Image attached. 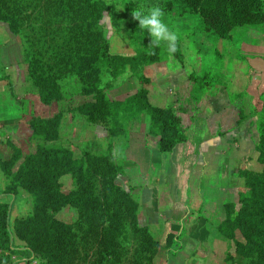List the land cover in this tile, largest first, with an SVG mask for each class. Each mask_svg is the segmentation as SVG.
I'll use <instances>...</instances> for the list:
<instances>
[{
    "label": "trees",
    "instance_id": "1",
    "mask_svg": "<svg viewBox=\"0 0 264 264\" xmlns=\"http://www.w3.org/2000/svg\"><path fill=\"white\" fill-rule=\"evenodd\" d=\"M159 6L164 14L197 17L199 29L207 35L232 40L248 30L264 27V0H0V22L18 35L28 78L42 104L63 99L60 83L75 76L82 102L66 109L78 113L85 122L103 128L108 138L119 135L123 150L128 146L129 128L149 119V132L158 138L159 152L171 153L188 141V126L178 112L187 114L191 123L199 111L185 103L177 109H160L148 100L149 80L145 67L179 63L183 56L177 42L170 52L166 43L150 46L147 29H140L132 12H145ZM106 19L117 36H126L133 55L110 52V40L100 21ZM124 74L135 77L139 89L123 100H111L106 92ZM192 103L202 94L217 92L224 85L218 74L205 72L188 75ZM242 94L234 95L233 107L244 119ZM264 97H259L251 116L254 122V150L262 166L260 173L241 171L245 187L239 190V209L227 212L217 229L234 241L236 251L246 264H264ZM262 105V106H261ZM62 112L52 117H31L26 126L31 137L43 142L59 137ZM9 158L0 168L13 184L31 195L30 215L10 224V204L0 200V264H150L158 242L146 226L138 223L139 203L116 182L123 170L112 155L83 150L75 157L69 148L36 144L22 154L11 144ZM18 163L16 169L12 168ZM64 177H69L65 181ZM4 192V191H3ZM0 192V197L5 194ZM70 207L74 220L66 222L60 211ZM234 208V204L226 206ZM239 230L243 241H237ZM181 231L174 239L175 253ZM18 241L20 244H17ZM173 250V251H172ZM23 254L11 260L9 254ZM27 254V255H26Z\"/></svg>",
    "mask_w": 264,
    "mask_h": 264
},
{
    "label": "crops",
    "instance_id": "2",
    "mask_svg": "<svg viewBox=\"0 0 264 264\" xmlns=\"http://www.w3.org/2000/svg\"><path fill=\"white\" fill-rule=\"evenodd\" d=\"M162 19L178 35L185 64L180 67L174 59H170L165 64L145 68L151 85V103L158 105L163 97L169 98L166 93L168 88L173 90L175 98L182 97L186 93L191 71L197 75L205 72L218 74L224 85L217 92L206 93L199 105V115L191 123L188 120L185 123L182 118L183 125L188 126V141L177 145L171 153L161 154L158 139L146 137L148 122L147 117L142 116L140 125L143 126L128 133L123 168H136L135 183L132 185L134 197L139 203L138 222L146 226L160 243L163 264L222 263L227 249L217 225L223 220L224 203L228 198L236 201V189H241L244 183L243 179H239L238 185L234 170L230 169L233 153L223 149L222 144L236 139L239 142V169L250 166L252 170H259L256 162L258 154L254 150L256 118L251 116V109L259 97H264V31L248 30L240 37L225 40L202 32L197 17H179L171 12L164 14ZM108 38L112 54H134L128 44H122L123 35L114 34ZM116 39L121 46L116 45ZM18 42L10 35L7 25L0 23V48L10 50V60H13L10 65L19 62L18 52L17 59L11 57L12 52L18 50ZM5 71L0 54V149L3 136H21L25 132L24 123L30 116L38 114L36 89L26 87L23 95L16 92L18 97L13 98V83L10 74ZM23 72L27 77L26 69ZM138 89L135 77L122 76L109 96L123 99ZM153 94L160 95L159 100L153 102ZM237 94H242L245 118L235 128L236 111L232 98ZM19 105H22L21 108ZM39 105L43 107L41 103ZM262 105L259 111L264 108V100ZM80 129L75 139L81 150L94 151L95 145L98 147L96 143L105 137L103 128L97 126L83 124ZM82 131L87 136H83ZM229 131L230 134L217 135ZM106 146L101 144L97 152L106 154ZM248 159H251L249 163L246 162ZM181 231L184 235L178 241L179 248L171 255L169 250ZM19 253L17 258L22 256Z\"/></svg>",
    "mask_w": 264,
    "mask_h": 264
},
{
    "label": "rangeland",
    "instance_id": "3",
    "mask_svg": "<svg viewBox=\"0 0 264 264\" xmlns=\"http://www.w3.org/2000/svg\"><path fill=\"white\" fill-rule=\"evenodd\" d=\"M0 23H2V22H0ZM3 24H5V23H3ZM100 25L103 28L104 35L106 38L110 37V35L111 36L114 35V32H113L111 26L109 25V23L106 19H102L100 21ZM260 30L264 31V27H262ZM10 35L19 41L18 42V50L19 51L16 49V52H12V55H11L12 58L15 57V59H17L16 54L18 52L19 56H20L19 62L15 65L13 63H11V65L9 64V62H13V60L12 59L10 60V54H9L10 50H8V49L5 50V47L0 48V50L2 51V52H0V54L2 55V58L4 59V65L6 67L5 72L10 74L9 78H10V81L13 83L12 87L14 88V90L11 91L12 96H13V98L16 99L18 97V95H23V91L25 90L24 88H26V87H34L35 88V86L33 85L32 81L28 78V76L25 77L24 72H23V69H25L26 66L24 63L23 55H22V45H21L20 38L18 37V35H14L12 33H10ZM118 38H120V37H118ZM121 41H122V44L126 43V46H127L128 39L126 36H124V38H122ZM118 42H119L118 39H116V45L121 46ZM6 47H8V46H6ZM14 50H15V48H14ZM116 50L118 51V49H116ZM176 63L180 67H183L185 64L184 58H183L182 63H179L177 61H176ZM147 67L148 66H146L145 68H147ZM122 76H128V74L121 75L120 77H122ZM116 84H117V81L115 82L114 86L106 92L107 96L111 100H123V99H125L126 97L123 99L110 98L109 92L115 88ZM190 88H191V84L188 82L186 93L182 97H176V98L174 96H172L174 92L170 88H168L166 90V93H167V95H169V98L163 97V99L159 100L160 95L157 96V95L153 94V102L157 101V99L159 100V104L156 105L154 103L152 104L150 101V98H149V94H150V90H151V85H150V80H149L148 100H149L151 105H153L157 108H160V109H168V108L177 109L180 105H183L185 103V105H187V107H189V108L195 107L196 110L200 111L199 105H201V103L204 101V99H205L204 96L206 95V93L202 94L201 99L197 103L194 104V103H192ZM60 89H61L63 99L60 101H55V102L51 103L50 105L42 104L40 102L38 96H37V101H38L37 105L38 106L36 108L37 109L36 114L37 113L38 114L35 116V117H39V118H48V117L54 116L58 112H62L63 116L60 120L59 137L56 140H53L50 142H45V143L43 142V140H41L40 137H38L36 135L31 137V133L29 132V130L27 129V126L25 125L27 122L26 121L24 123L25 132H23L21 134V136H18V135H16V136L15 135H9L8 137L3 136V138L1 139L2 145H1L0 151H1L2 157L0 158V160L10 157L11 152H12V148H11L12 145L11 144L16 146L22 154H27V153L32 152L34 150L35 145L38 143V144H45L48 147H65V148H69V149L71 148V149H73L72 151L75 154L74 155L75 157L80 156V153H82L83 150H81L77 146V139H75V137L79 133V130H81L80 127L83 126V124H85V126H89V125L90 126H96V125H91L89 123H86L84 120L85 118L80 116L78 113L70 114V113L66 112V109L68 107H72L73 105L79 104L82 102V98H80L78 95L79 84H78L76 77L75 76H69L66 79L62 80L60 83ZM16 92L18 93V95H16ZM112 94H113V92L110 93L111 96H112ZM39 103H41L43 105V107H41L39 105ZM21 106L22 105H19L18 107L21 108ZM61 109H62V111H60ZM234 110L236 111L235 120H234V127L236 128L239 126V124L241 122L244 121V119L240 123H238L239 112H238V110H236V108ZM178 115L181 117V119L183 118L185 120V123L187 122V120H188L187 114L178 112ZM143 116H145V115H143ZM31 117H33V116H30V118ZM23 118H26V117H23ZM244 118H245V116H244ZM140 121H141V119H140ZM147 122H148V126H147V129L145 131L146 137L158 139L154 134H151L149 132V124L150 123H149L148 117H147ZM71 126H72V129L70 128ZM141 126H143V125H140V122L134 123L132 126H130L129 132L137 130ZM97 127H99V126H97ZM81 134L83 136H87L86 133H84L83 131L81 132ZM226 134H230V131L228 133L227 132H223V133L219 132L217 135L220 137V136H223ZM96 144L98 145V147H100L101 144L107 145L106 147H107V152L109 153V155L113 156V159L115 160V162L117 164H121L120 160H122V157L124 154L122 152L124 144H123L122 138L119 135L108 138L106 135V132H105V137H104L103 141L99 140L98 143H96ZM98 147L95 145V147L93 148V150L96 153H98L97 152ZM222 148L227 150L230 154H231V152L233 153V155L231 154L232 158H231L230 169L234 170L233 175L237 179L238 185H239V179H243V182H244L243 187L241 189L240 188L236 189L237 190V192H236L237 200L232 201L231 198H228V200L224 203V205H223V220H224L226 218L227 212H231L232 209L235 211H237L239 209L238 193H239V190H242L245 187V180H246L245 177L242 176L240 172L241 171H249V172H252L254 174L260 173L262 170V166L258 162V157H257L256 162L258 164L259 170H257V171L252 170V168L250 166H247L243 169H239V142L236 139H233V141H231L229 143H223ZM249 160H251V159H248V161H246V162L249 163ZM18 163H19V161L12 168L13 171L16 169ZM122 167H123V162H122ZM135 169L136 168H130L129 167L127 170H125L123 168L122 172L116 176V182L122 188L129 191L133 197H134L135 191H134V187L132 184L135 183V180H134L136 177V170ZM63 179H65V181H66V179L68 180L69 177H64ZM13 188L14 187H13V184L10 182V178H8L0 168V192L2 193L4 191L3 193L5 194L3 197H0V200L4 201L5 203L10 204V207H11L10 224L11 225H14V223L17 220L23 219V218L27 217L28 215H30L32 212V209H33V202H32L31 195L28 194L27 192H25L23 189H21L18 186L15 188V192L12 193L11 189H13ZM143 191H145V190H143ZM144 193H146V192H143V194ZM232 204H234V208L230 207V209H229V207L228 208L226 207V206L232 205ZM74 213L75 212L72 208L65 207L60 211L59 216H61L66 222H72L74 220ZM137 217H138V214H137ZM218 233L220 234L222 239L225 241V244H226L225 249H227V250L223 256V262L217 263V264H246L245 259L236 251L234 241L229 239L227 237V235H223L219 231H218ZM154 239L158 242V240L155 237H154ZM236 239H237V241H243L239 230H237V232H236ZM16 242H17V244H20L18 241H16ZM175 246H174L173 250L176 248ZM160 253H162V249H161L160 243L158 242V250H157L156 255L153 257V260L150 264H163L162 254H160ZM171 254H172V252H171ZM6 255H10L11 260H16L17 256H18L16 254L13 255V254H9V253H6ZM19 255H21V254L19 253ZM159 255H161V256H159ZM22 256L27 257L23 254H22ZM157 256H159V258H157ZM32 264H36V262H33ZM123 264H126V262H124ZM208 264H211V263H208Z\"/></svg>",
    "mask_w": 264,
    "mask_h": 264
},
{
    "label": "clouds",
    "instance_id": "4",
    "mask_svg": "<svg viewBox=\"0 0 264 264\" xmlns=\"http://www.w3.org/2000/svg\"><path fill=\"white\" fill-rule=\"evenodd\" d=\"M132 16L139 22L140 29H147L150 33V46L159 47L161 43H166L170 52L176 51L178 35L163 22L164 12L159 6H154L146 12L137 8L132 12Z\"/></svg>",
    "mask_w": 264,
    "mask_h": 264
}]
</instances>
